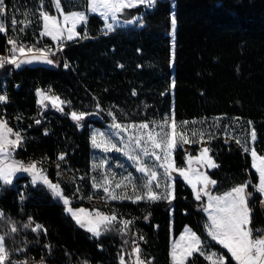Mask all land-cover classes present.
I'll return each instance as SVG.
<instances>
[{"label": "trees", "instance_id": "1", "mask_svg": "<svg viewBox=\"0 0 264 264\" xmlns=\"http://www.w3.org/2000/svg\"><path fill=\"white\" fill-rule=\"evenodd\" d=\"M60 1L66 12L87 5V0ZM3 7L0 55L8 49L10 36L36 47L57 44L42 34L43 13L55 14L54 0H4ZM119 15L139 19L107 31L99 15H89L78 29L80 35L51 57L52 65L0 68V94L7 96L0 102V116L23 137L14 151L17 159L38 162L66 196H78L89 188L94 125L152 123L173 113L177 121L215 116L249 121L257 134L255 149L264 155V0H176L175 9L172 0H157L154 7L140 5ZM39 90L58 97L62 105L42 106ZM73 112L84 116L74 120ZM209 148L218 165L208 171L216 182L211 191L221 194L247 184L253 193V230H263L259 175L250 153L223 138L211 141ZM175 157L179 166L186 161L182 148ZM66 168L71 175L59 176ZM174 197L101 204L102 211L131 223L126 232L120 221L113 223L97 237L43 183L34 184L25 176L11 184L0 180L6 263L25 256L67 264H120L123 256L130 264L138 246L149 264H172V239L189 227L205 251L215 247L226 254L227 264H237L208 233L205 197L197 200L180 173L174 176ZM185 264L212 263L195 252Z\"/></svg>", "mask_w": 264, "mask_h": 264}, {"label": "rangeland", "instance_id": "2", "mask_svg": "<svg viewBox=\"0 0 264 264\" xmlns=\"http://www.w3.org/2000/svg\"><path fill=\"white\" fill-rule=\"evenodd\" d=\"M94 0H87V5L83 9H77V10H72L69 12H82L86 15L87 19L89 15L96 14L99 15L102 20H103V28L107 31H113L115 28L120 27L122 25H133L138 21L139 17L136 16L134 18L126 19L121 17L117 13L115 18H113L112 14L109 13L107 18L104 17L103 13L106 11L104 8H100L98 11H92V4ZM99 2V0H97ZM61 3V1H60ZM140 6V5H138ZM145 6V5H144ZM176 6V0H172V7L175 9ZM146 7V6H145ZM56 8V7H55ZM63 10L62 4H61V9L58 10L56 8V17L59 20L61 26H64V20L63 17L65 14L69 13ZM87 21V20H86ZM82 23H77L75 31L77 33L78 29ZM108 24L113 25V29L109 30L107 28ZM13 28H16V24H12ZM68 28L71 27V21H69ZM77 36H74L73 39H75ZM171 38H172V47L173 50L175 48V32L172 31L171 33ZM10 39L16 40L15 36H10ZM64 39L62 41H55L57 44H53L51 46H28L27 44H23V46L26 49V54H32V53H38V50L40 49H46L48 51L49 57L51 58L53 55L57 54L58 48H63L64 43L68 41L67 39V31L65 30L64 34ZM71 39V40H73ZM61 43V44H60ZM17 44H21L18 43ZM60 44V45H59ZM12 45L9 44L8 49L6 52L0 57H11L15 55L18 59L22 56L19 52H12L9 51L12 49ZM31 47L34 49L33 52L27 53V49ZM9 53L11 55L9 56ZM9 66H12L11 64H6ZM44 92L48 97H51V99H44V103H41V95L40 93ZM4 95V94H0ZM56 98V96L49 94L48 92L44 90H39V101L42 104V106H49V107H57L61 106V101L57 100L55 106L53 105V100ZM1 102V101H0ZM172 119H173V114L168 115L164 120L162 121H153L152 123L150 122H143V123H119V122H111L107 123L103 126H96L94 125L92 127V140L93 137L96 138L97 144H100V147H97L93 144L92 147V162H91V171L87 176V182L89 183V188L87 190H80L78 193V196H72L68 197L64 194V190L61 186V184L58 181H53L51 180L46 172L43 170L44 174L47 176V179L50 180L54 184H58L60 186V189L63 192V197H59L63 202L64 198H67L69 201V204H65L67 209L70 207L73 212H76L77 215H79L82 219L87 222V219H96V213L99 212L100 214L104 216H115V214L107 213L105 211H102L100 209L101 204H104L105 202L108 201H113V200H122V199H136L137 195L144 196L145 193L147 192V188L145 185L148 183V174L140 172L138 169L143 164L147 168L154 170L157 172V178L160 182V187L156 186V183L153 182L152 184V191L160 194L164 193L166 191L164 185L165 184H173L174 183V176L177 175L179 172L177 171H172L171 172V178L166 179L164 176V168L161 167L165 163V161L162 159L160 161H157L154 156L151 155L153 151H155L156 155H161L163 156V151L162 148L164 147L162 143V148L161 149H156L153 147V144L151 141L148 140V133L153 132V133H160V136L157 137V140H160V137H162L165 133L169 134V136L172 134L173 129H172ZM0 120L6 121L2 116L0 117ZM168 120V124L165 125L164 121ZM175 132L176 133H182L185 137L187 142H181L179 141V138L177 137V146L174 149L170 150V155L168 157L167 163L174 164V167L176 169H184L188 172V175L192 177L195 180V177L197 174L200 175H206L210 180H212L209 177L208 171L212 169L211 167H208L206 163L202 162L205 160L207 157H210L211 160L216 164V161L214 157L211 155L209 144L211 141L223 138L228 141H234L240 146H242L244 149L247 147L249 149L255 148L254 143L257 138L253 141L251 138V132L254 129L252 127L251 123L249 121H245L243 119L237 118V117H228V116H215L211 118H202V119H192V120H185L188 123L183 124L182 122L184 121H177L175 118ZM142 124H147L148 127L142 129L140 125ZM119 125V127H117ZM163 126V127H162ZM7 127H9L7 123ZM17 131H12V133L8 134L9 139H15V133ZM256 133V131H255ZM140 140V143L137 144L136 141ZM93 143V142H92ZM106 145V146H105ZM112 145H115V147H112ZM17 147L11 149L10 155L9 154H4V157L1 160H6V161H0V166H3L5 163H11L10 159H12L14 162H20L17 161L18 159L14 155V151L16 150ZM178 148H182L184 150L185 154V163L183 165H178L176 161V150ZM207 148L209 149L208 153L206 154V157H202L200 160L197 159V157L201 156V151L202 149ZM147 150L149 155H145L144 152ZM256 150V149H255ZM250 153V151H247ZM257 152V150H256ZM258 156H264L260 153H258ZM132 157H139L138 160L133 159ZM189 157H191V161L189 160ZM252 157V156H251ZM24 163V162H23ZM36 163L37 167L40 169H43L42 165H40L38 162H25L24 165L27 166L29 164ZM253 157H252V166H253ZM253 168L256 170V172L259 175V172L257 169L253 166ZM61 174H64V171L59 173V176ZM65 175V174H64ZM15 177V176H14ZM14 177L12 180H14ZM29 181L32 182V174L26 176ZM127 178V179H125ZM184 178V177H183ZM185 179V178H184ZM17 180V179H16ZM14 180V181H16ZM186 180V179H185ZM107 181V182H106ZM188 185L194 190L195 194L197 191L200 190L201 188V183L197 182V186L194 189L192 185L186 180ZM37 183V182H36ZM35 184V183H34ZM120 185V187H117V185ZM133 185H135V190L133 189ZM258 184L256 185V189L258 191ZM240 186V185H238ZM212 184L208 185L207 191L211 194V196L216 197V196H223L224 193L218 194V193H213L211 191ZM105 188L108 189V192H105ZM52 191V190H51ZM101 191L103 196L105 197V200L103 203L98 200L96 197V192ZM231 191V190H229ZM227 191V192H229ZM246 193H250L251 195L248 198V208H250V200L253 198V193L248 190V188L245 189ZM261 199L259 200V206L264 212V193H261ZM226 193V192H225ZM111 195H115L118 198L117 199H112ZM201 196L205 197V208L207 207L208 204V196L203 195L201 193ZM86 200V204H78L80 200ZM147 199V198H144ZM79 209H84L85 212L81 213L78 212ZM1 212V211H0ZM207 214V228H208V233L210 234L211 238L220 244L223 248H225L229 254L232 257L231 252L229 251L228 248H226L223 244H221L217 239L213 238L212 234L209 231V227L211 225V219L209 216V212L206 211ZM252 215V214H251ZM73 216V215H72ZM74 217V216H73ZM75 218V217H74ZM120 221V227L121 229L126 230L124 226V220H118L116 218L115 221H113L111 224L119 223ZM110 224V225H111ZM109 225H100V230L101 232L106 229ZM251 227H252V216H251ZM253 228V227H252ZM264 230V229H263ZM127 231V230H126ZM124 231V232H126ZM92 233V232H91ZM195 233L196 237H199V235L193 231L192 229H187L182 233V235L173 237L172 239V252L173 249L176 250L177 254H179L181 251L185 249L186 246L193 244V241L191 240V234ZM93 234V233H92ZM94 235V234H93ZM254 235L255 232H254ZM0 236H3L0 234ZM4 237V236H3ZM183 237V239H182ZM200 244V253H203L208 259L209 256H212L214 259H218L220 257L223 258L224 264H227L228 258L226 254H224L223 251L218 250L215 247H211L208 250H204L202 247V241L199 237ZM5 245V244H4ZM138 246H135V248ZM134 248V249H135ZM133 249L132 253V261L130 264H136V253ZM8 252V251H7ZM195 252L193 251L190 256L186 258L184 261V264L187 262L188 258H190ZM140 258L145 261V264H149L148 260H145L140 254ZM234 260L235 258L232 257ZM210 262L213 264V260L209 259ZM125 261V260H124ZM236 261V260H235ZM237 264H239L238 261H236ZM125 264H129L125 261ZM172 264H177L176 261L173 260L172 257Z\"/></svg>", "mask_w": 264, "mask_h": 264}, {"label": "snow or ice", "instance_id": "3", "mask_svg": "<svg viewBox=\"0 0 264 264\" xmlns=\"http://www.w3.org/2000/svg\"><path fill=\"white\" fill-rule=\"evenodd\" d=\"M157 0H94L92 4V11H98L100 8L106 9L103 13L104 17L107 18L108 14L111 13L113 18H115L117 13L123 12L125 9H131L137 7L138 5H145L148 8L154 7ZM4 0H0V11L4 10ZM54 6L60 10L61 3L60 0H54ZM64 26H61L59 20L56 16L50 15L48 12L43 13V22H44V33L46 35L52 36L54 40L61 39L64 34L65 30L67 31V39L71 40L74 36H79L80 33L75 31L77 23H84L87 20V17L82 12H69L64 15ZM71 21V27L68 28L67 25ZM15 23V22H13ZM171 28L173 32L176 29V16L173 14L171 16ZM107 28L109 30L113 29L112 24H108ZM8 43L11 44L13 47L9 51L12 52H19L23 55L24 59H18L15 55L11 57H0V68H3L6 64L14 65L16 68H19L22 64L25 63H32L33 61H44L48 64H52L53 61L49 59V54L46 49L38 50L39 54L36 55H27L26 49L23 44H17V41L14 39H9ZM34 49L29 47L27 49V53L33 52ZM174 55V53H173ZM68 65L65 64V67ZM174 87V82H173ZM42 99L41 103H44V99H51L48 97L46 93H40ZM7 99L6 95H0V101H5ZM59 100L58 97L54 98L53 105L55 106L56 101ZM63 103V102H61ZM72 118L74 120H81L84 116L83 113L77 114L73 112ZM39 123V121H37ZM183 124H187V121L182 122ZM164 124H168V120L164 121ZM172 129L173 132L169 136V134L165 133L160 140H157V137L160 136V133H148V140L152 142L153 147L156 149L162 148V143L164 147L162 148L163 156L156 155L155 151L151 153L152 156L155 157L157 161L164 160L165 163L161 165L164 168V176L166 179L171 178V172L177 171L179 172L188 182L192 185L195 189L197 186V182L201 183V188L199 191L196 192V199L201 200L203 195L208 196V204L207 207L204 209L205 211L209 212V216L211 219V225L209 227V231L212 234L213 238L217 239L221 244H223L232 254V257L235 258L239 264H264V230H256V235H254V230L251 227V210L248 208V198L251 195L250 193H246L245 189L247 188V184H243L231 189V191L224 193L223 196H216L213 197L207 191L209 184H215L216 182L210 180L206 175L197 174L195 180L188 175V172L184 169H176L174 164L167 163L168 157L170 155V150L174 149L177 146V137L181 142H187L186 137L182 133H176L175 128V120H174V113L172 119ZM119 127V125H117ZM142 129L147 128V124L140 125ZM163 127V126H162ZM12 129L7 127V122L0 120V153L9 154L11 149L15 147H19L20 143L23 139L19 132L15 133V139H9L8 134L12 133ZM251 138L254 141L256 138L255 130L251 132ZM93 144L97 147H100V144H97L96 138L93 137L92 140ZM137 144L140 143V140L136 141ZM106 146V145H105ZM115 147V145H112ZM245 151H250L251 156L253 157V166L259 172V185L258 191L264 193V156H258L255 148H245ZM209 149L204 148L201 151V156L197 157L200 160L202 157H206ZM145 155H149L147 150L144 152ZM63 154L60 156V159H63ZM133 159L138 160L139 157H132ZM191 157L189 160L191 161ZM202 162L206 163L208 167L214 168L218 167L210 157H207ZM140 172L148 174V183L145 185L147 188V192L144 196L137 195L136 199H144L147 198L149 200H159V199H166L171 200L174 199V183L173 184H165L164 187L166 191L164 193H156L152 191V184L153 182L156 183L157 187H160V182L157 178V172L151 170L141 164L138 169ZM19 171L29 172L32 174V182H41L46 185L57 197H63V192L60 189L58 184L52 183L50 180L47 179V176L44 174L43 169L37 167L36 163L29 164L25 166L23 162H13V163H5L3 166H0V180L3 181L4 184H11L12 179L15 174ZM127 179V178H125ZM107 182V181H106ZM117 187H120L118 184ZM133 189L135 190V185H133ZM105 192H108V189H104ZM112 199H117L118 197L115 195H111ZM23 197L21 196V200ZM64 203L69 204L67 198H64ZM70 212L78 223L81 226L86 227L90 232H92L95 236L101 235L100 225H110L113 221L116 220V217L113 216H104L99 212L96 213V219H87L85 222L76 212H73L72 209L69 207L67 209ZM78 212H85L84 209H79ZM3 216V213L0 212V217ZM131 221L124 222L125 228L127 225L130 224ZM37 229L40 228L39 225L36 226ZM15 231V229H13ZM143 239V237H141ZM183 239V237H182ZM191 240L193 244H190L185 247L183 251L177 254L176 250L173 249L172 257L173 260L177 262V264H184V261L188 256L192 254L193 251H200L199 244L200 240L199 237L195 236V233L191 234ZM136 253V264H145V261L140 258V249L136 247L134 249ZM9 259L7 249L4 245V237L0 236V264H5V262ZM209 259L213 260V264H224L223 258L220 257L218 259H214L212 256H209ZM120 264H125L123 256L120 257Z\"/></svg>", "mask_w": 264, "mask_h": 264}, {"label": "built area", "instance_id": "4", "mask_svg": "<svg viewBox=\"0 0 264 264\" xmlns=\"http://www.w3.org/2000/svg\"><path fill=\"white\" fill-rule=\"evenodd\" d=\"M28 46H31L30 44H27ZM11 55V53H9V56ZM13 67V65H12ZM72 173V170L69 168H66L64 170V174L66 176H70ZM96 197L98 198L99 201H101L103 203V201L105 200V197L103 196L101 191L96 192ZM5 264H67L65 262H61L58 260H53V261H49L46 257H37L34 259H28L25 256H17L14 259L10 260L8 263L5 262Z\"/></svg>", "mask_w": 264, "mask_h": 264}, {"label": "water", "instance_id": "5", "mask_svg": "<svg viewBox=\"0 0 264 264\" xmlns=\"http://www.w3.org/2000/svg\"><path fill=\"white\" fill-rule=\"evenodd\" d=\"M37 53H32V54H27V55H29V56H31V55H36ZM25 57L22 55L19 59H24ZM49 59H51L52 61H53V59L52 58H50L49 57ZM53 64V63H52ZM52 64H48V63H46V62H44V61H33L32 63H25V64H22L19 68H16L14 65H13V69L14 70H16V71H19V70H21L22 68H25V67H39V66H43V67H48V66H50V65H52ZM28 176V175H30V173L29 172H24V171H19V172H17L16 174H15V177H14V180H16V179H19V178H21V177H23V176ZM14 180H12V182L14 181Z\"/></svg>", "mask_w": 264, "mask_h": 264}, {"label": "crops", "instance_id": "6", "mask_svg": "<svg viewBox=\"0 0 264 264\" xmlns=\"http://www.w3.org/2000/svg\"><path fill=\"white\" fill-rule=\"evenodd\" d=\"M50 15H51V14H50ZM52 15L56 16V14H52ZM130 25H131V24H130ZM130 25H122V26H130ZM44 31H45V30H44V22H43L42 34L44 33ZM44 35H46V34H44ZM46 36L49 37V38H51L53 41H59V40L62 41V40H66V39H64V36H63L61 39H59V40H54V39L52 38V36H49V35H46ZM77 37H78V36H77ZM77 37H76V38H77ZM0 117H1V116H0ZM3 157H4V154H3V153H0V161H6V160H1ZM19 160H20V159H18L17 161H19ZM10 162L13 163L14 161H13L12 159H10ZM15 162H16V161H15ZM20 162H24V163H25V162H28V161H22V160H20ZM24 163H23V164H24ZM30 175H31V173H30ZM26 176H27V175H26ZM26 176H25V177H26ZM187 229H190V228H189V227H185L184 230H183V232L186 231ZM183 232H182V233H183ZM182 233H181L180 235H182ZM171 256H172V249H171Z\"/></svg>", "mask_w": 264, "mask_h": 264}]
</instances>
